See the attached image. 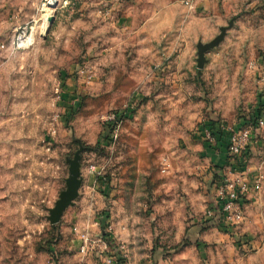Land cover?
I'll use <instances>...</instances> for the list:
<instances>
[{
	"label": "rangeland",
	"instance_id": "1",
	"mask_svg": "<svg viewBox=\"0 0 264 264\" xmlns=\"http://www.w3.org/2000/svg\"><path fill=\"white\" fill-rule=\"evenodd\" d=\"M247 5L173 6L165 30L159 17L123 26L117 53L100 0H0V264H81L76 227L125 245L124 264H264V131L245 162L242 221L207 217L214 176H235L211 164L205 131L237 130L264 102V28L251 33L264 7ZM236 15L251 19L198 70L197 44ZM81 146L79 198L52 226Z\"/></svg>",
	"mask_w": 264,
	"mask_h": 264
},
{
	"label": "built area",
	"instance_id": "2",
	"mask_svg": "<svg viewBox=\"0 0 264 264\" xmlns=\"http://www.w3.org/2000/svg\"><path fill=\"white\" fill-rule=\"evenodd\" d=\"M184 4L191 7V0L184 2ZM252 68H256V65L253 64ZM220 131L228 138L227 153L230 157V165H232V168L236 166V168L240 167L243 171H239L238 173L231 168V174H234L235 177L225 179L222 176L223 179L218 181L216 187V197L218 200L214 209L209 210L207 213V217L212 219L216 215H219L223 218L222 221L224 222L228 221L239 224L242 221V214L238 210L241 202L243 203L240 197L249 192L248 184L243 176L247 170L245 162L254 139L260 132L264 131V102L260 103L255 115L243 127L228 133ZM217 132L219 131L216 130ZM214 133L211 129L205 131V138L208 140L205 145L211 146L217 143V136L215 137ZM162 168L163 173L169 172L170 165L167 160H163ZM74 233L78 237V242L81 243L77 246L78 255L81 257V264H124L127 261L128 249L125 245L118 246L115 250L111 251L108 244L102 239L93 240L89 237L88 233H82L77 227L74 228Z\"/></svg>",
	"mask_w": 264,
	"mask_h": 264
},
{
	"label": "crops",
	"instance_id": "3",
	"mask_svg": "<svg viewBox=\"0 0 264 264\" xmlns=\"http://www.w3.org/2000/svg\"><path fill=\"white\" fill-rule=\"evenodd\" d=\"M186 1H189V0H100V3H102V5L104 6L101 10H99V12L102 14V17L105 19V21L108 22L107 23L108 31H113L115 33L114 41H115L116 51L118 53V49L119 51H122L123 45H124V42H123L124 29H122L124 28L123 26H126V28L130 29L131 28L130 24L132 23H133V26H135V22L138 25L146 22L145 27L142 28V29H146L149 27L150 22H156V17H159L158 22L163 23L162 28L165 30L167 27L165 26V24L166 23L171 24L173 21L172 7L179 5V4H183ZM212 1H213V5H216V6H219V5L233 6V5H237V2L239 0H212ZM245 2L250 3V5H247V7H251V8L256 7L259 3H260L259 7L261 8L264 7V0H257V1L256 0H241V7H244ZM84 7L88 8L86 3L84 4ZM157 7H163V9L162 10L156 9ZM153 10H156V11H153ZM144 16H147L148 18L147 17L145 18ZM238 17L239 16H237L236 18H233L235 20L234 27H233L234 29H236L238 25L240 24L243 25L244 23H248L249 20L251 19L249 16H245L244 19L243 17L241 18L239 17L238 19ZM140 18L143 19V21L141 23H138L137 21ZM259 25H260L259 31L251 30V33L253 35L258 36L259 33H261L262 35L261 30L264 28L263 27L264 18L259 20ZM133 29H138V27H134ZM111 39H112V36H111ZM219 140L220 139H218L217 143L211 146L208 145V147L211 149H206V151H208L206 152V154H208L210 157L209 161L214 167L225 166L227 162V157H228L227 144L225 143L226 140H223V139H222L223 141L221 140L219 141ZM206 161L208 162V160ZM214 171H217V170H214ZM215 176L213 178V181L218 184V180L215 178ZM216 187L217 186L215 185V189ZM246 238L249 240V242L253 240L252 235H246Z\"/></svg>",
	"mask_w": 264,
	"mask_h": 264
},
{
	"label": "water",
	"instance_id": "4",
	"mask_svg": "<svg viewBox=\"0 0 264 264\" xmlns=\"http://www.w3.org/2000/svg\"><path fill=\"white\" fill-rule=\"evenodd\" d=\"M57 5L54 4L53 7ZM55 22V16H50L47 20L48 28ZM235 20H231L228 26L220 28V34L210 43L197 45V69L202 70L207 64L206 54L216 48H218L225 40L228 31L234 27ZM47 31H45L43 38L46 37ZM84 152V148L81 146L79 151L75 154L72 160L68 159L69 164V178L66 180V190L60 194L59 200L56 202L55 207L49 211L48 220L52 226L59 224L63 218L67 209L75 205V201L79 198L80 188L83 183L81 174V155Z\"/></svg>",
	"mask_w": 264,
	"mask_h": 264
},
{
	"label": "trees",
	"instance_id": "5",
	"mask_svg": "<svg viewBox=\"0 0 264 264\" xmlns=\"http://www.w3.org/2000/svg\"><path fill=\"white\" fill-rule=\"evenodd\" d=\"M255 113H256V112H255ZM255 113H254V115H255ZM254 115H253V116H254ZM209 125H210V129H211V131L215 132V133H214L215 137L217 136V140H216V141L218 142V139H220V140L223 139V140H224V137H223L224 134H223L221 131L216 133L217 126H215V124H212V123L209 124ZM220 140H219V141H220ZM227 149H228V148H227ZM227 151H228V150H227ZM229 162H230V157L228 156V157H227V162H226L225 166H227V163H229ZM216 167H217V169H219V170H222V169L224 168V167L222 168V167H218V166H216ZM215 178H216V176H215ZM101 183L104 184L102 180H101Z\"/></svg>",
	"mask_w": 264,
	"mask_h": 264
},
{
	"label": "bare ground",
	"instance_id": "6",
	"mask_svg": "<svg viewBox=\"0 0 264 264\" xmlns=\"http://www.w3.org/2000/svg\"><path fill=\"white\" fill-rule=\"evenodd\" d=\"M48 18H49V16H47V18L45 19L44 33H45V31L48 30V23H47ZM27 41H28V43H31L32 42V37L29 40H27Z\"/></svg>",
	"mask_w": 264,
	"mask_h": 264
}]
</instances>
